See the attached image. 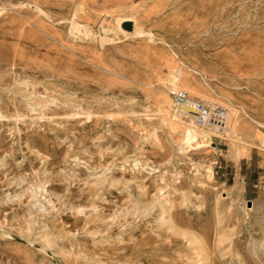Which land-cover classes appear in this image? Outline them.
Returning a JSON list of instances; mask_svg holds the SVG:
<instances>
[{"label":"rangeland","instance_id":"rangeland-1","mask_svg":"<svg viewBox=\"0 0 264 264\" xmlns=\"http://www.w3.org/2000/svg\"><path fill=\"white\" fill-rule=\"evenodd\" d=\"M171 69L254 136L183 145ZM60 262L264 264V0H0V264Z\"/></svg>","mask_w":264,"mask_h":264},{"label":"bare ground","instance_id":"bare-ground-1","mask_svg":"<svg viewBox=\"0 0 264 264\" xmlns=\"http://www.w3.org/2000/svg\"><path fill=\"white\" fill-rule=\"evenodd\" d=\"M124 20H132L133 21L132 18H128V17H124V16L119 17L117 20V25H118L119 30L123 31V27L121 26V22ZM136 29H135V31H137L136 35H142L143 36V35L149 34L144 30V28H142L138 25H136ZM85 32L87 34L88 33L91 34V32L88 29H85ZM164 83H165L166 87L170 90L184 89L188 92L189 95L191 94L192 96L198 97V99H199V94L197 92H193L192 90L189 89L188 80L184 77L183 72L180 69H176V70L171 69L169 76L165 79ZM201 97H202V95H201ZM200 100H202V99H200ZM202 101H204V100H202ZM206 101H204V102H206V103L209 102V104H211V105H221L224 107L225 114H224V119L221 121V123H216V122H212V121H207L204 123H198L195 120L192 109L189 106L184 105V104L176 105L174 100L172 98H170L169 91H167V89L166 90L163 89V94L161 96L160 102L162 104L161 109H163V111H164L165 118H162V119L167 120V122L165 120V123L169 124L168 126H170L171 130H173L175 132L178 129L182 130V134H183L182 144L183 145H185L186 147L194 148V149L201 148V147H204L206 145V143H208L209 140L212 138V136H215V135L223 136L224 138H229L231 141L233 140L235 142V144H237L241 141H246L248 138H252L254 136L256 129L254 130L253 124L248 123V122L244 123V124L239 123L240 121H238L237 117L240 114L237 115L238 112H236L237 109L236 110L234 109L235 107L232 108L231 106H229L227 104L220 103V102L214 101L212 99H208ZM175 106L177 108L176 110L174 109ZM211 172L209 175L210 177H212ZM236 193L239 196L243 195V188L242 189L239 188L238 191H236ZM197 241L198 240H196L195 242H197ZM196 245H197V243L195 244V246ZM197 246L199 247V245H197ZM200 251H201V249H200ZM202 251H204V250H202ZM204 253H205V251L203 252V254Z\"/></svg>","mask_w":264,"mask_h":264},{"label":"built area","instance_id":"built-area-1","mask_svg":"<svg viewBox=\"0 0 264 264\" xmlns=\"http://www.w3.org/2000/svg\"><path fill=\"white\" fill-rule=\"evenodd\" d=\"M171 95L176 105H187L192 109L198 123L212 121L221 123L224 119L225 109L221 105H211L195 96L189 95L184 89L171 90ZM59 264H64L60 262Z\"/></svg>","mask_w":264,"mask_h":264}]
</instances>
